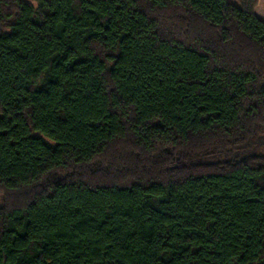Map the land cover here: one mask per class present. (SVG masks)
Returning <instances> with one entry per match:
<instances>
[{
	"label": "trees",
	"instance_id": "trees-1",
	"mask_svg": "<svg viewBox=\"0 0 264 264\" xmlns=\"http://www.w3.org/2000/svg\"><path fill=\"white\" fill-rule=\"evenodd\" d=\"M0 264H264L252 7L0 0Z\"/></svg>",
	"mask_w": 264,
	"mask_h": 264
},
{
	"label": "rangeland",
	"instance_id": "rangeland-1",
	"mask_svg": "<svg viewBox=\"0 0 264 264\" xmlns=\"http://www.w3.org/2000/svg\"><path fill=\"white\" fill-rule=\"evenodd\" d=\"M232 5L249 6L254 10V14L264 22V0H228Z\"/></svg>",
	"mask_w": 264,
	"mask_h": 264
}]
</instances>
